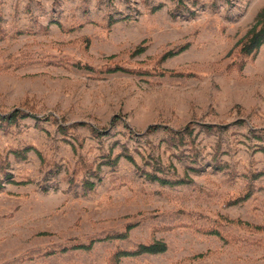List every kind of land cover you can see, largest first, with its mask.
<instances>
[{
  "label": "rangeland",
  "instance_id": "1",
  "mask_svg": "<svg viewBox=\"0 0 264 264\" xmlns=\"http://www.w3.org/2000/svg\"><path fill=\"white\" fill-rule=\"evenodd\" d=\"M263 8L0 0V264H264Z\"/></svg>",
  "mask_w": 264,
  "mask_h": 264
},
{
  "label": "trees",
  "instance_id": "2",
  "mask_svg": "<svg viewBox=\"0 0 264 264\" xmlns=\"http://www.w3.org/2000/svg\"><path fill=\"white\" fill-rule=\"evenodd\" d=\"M259 24H262L261 27H259ZM247 42L245 44L246 50L249 52L253 50H258L263 44H264V8L261 10L259 14V19L257 23L249 30L248 36H247ZM28 116H33L37 117L34 114H29L27 112H23L20 108H16L13 112L9 114H0V119L7 121L9 123H16L19 121L20 118L28 117ZM114 123V121H113ZM160 126L159 125H151L149 126L148 130H156ZM97 131V130H95ZM147 175L154 180H158L162 183H170V184H177V183H184L185 180L180 179V180H169L164 177H161L157 174L153 173H147ZM130 229V227H129ZM128 235V231L123 232L121 234L116 235L117 237H126ZM115 236H105L101 237L98 239L92 240L91 243L89 244H80L75 247H83V248H90L94 245V243L97 240H107L110 238H113ZM168 249V244L163 241V240H158L153 243L149 244H141L136 250H120L116 255L118 259H121L124 256H130V255H137L141 253H160L164 252Z\"/></svg>",
  "mask_w": 264,
  "mask_h": 264
}]
</instances>
